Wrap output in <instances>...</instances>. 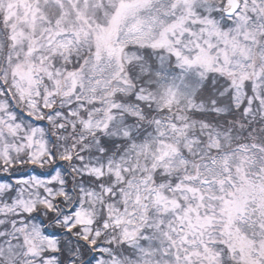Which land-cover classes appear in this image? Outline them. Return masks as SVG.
<instances>
[{
    "label": "snow or ice",
    "instance_id": "6c2138e0",
    "mask_svg": "<svg viewBox=\"0 0 264 264\" xmlns=\"http://www.w3.org/2000/svg\"><path fill=\"white\" fill-rule=\"evenodd\" d=\"M0 264H264V0H0Z\"/></svg>",
    "mask_w": 264,
    "mask_h": 264
}]
</instances>
